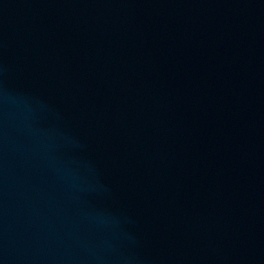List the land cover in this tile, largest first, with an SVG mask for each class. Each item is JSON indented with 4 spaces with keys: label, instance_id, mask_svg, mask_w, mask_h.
Instances as JSON below:
<instances>
[{
    "label": "water",
    "instance_id": "water-1",
    "mask_svg": "<svg viewBox=\"0 0 264 264\" xmlns=\"http://www.w3.org/2000/svg\"><path fill=\"white\" fill-rule=\"evenodd\" d=\"M0 264H264V0H0Z\"/></svg>",
    "mask_w": 264,
    "mask_h": 264
}]
</instances>
